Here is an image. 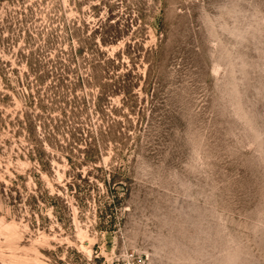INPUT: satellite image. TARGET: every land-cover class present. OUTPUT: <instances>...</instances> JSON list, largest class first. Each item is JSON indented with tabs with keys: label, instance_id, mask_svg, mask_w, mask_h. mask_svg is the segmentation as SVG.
<instances>
[{
	"label": "rangeland",
	"instance_id": "rangeland-1",
	"mask_svg": "<svg viewBox=\"0 0 264 264\" xmlns=\"http://www.w3.org/2000/svg\"><path fill=\"white\" fill-rule=\"evenodd\" d=\"M0 264H264V0H0Z\"/></svg>",
	"mask_w": 264,
	"mask_h": 264
},
{
	"label": "trees",
	"instance_id": "trees-1",
	"mask_svg": "<svg viewBox=\"0 0 264 264\" xmlns=\"http://www.w3.org/2000/svg\"><path fill=\"white\" fill-rule=\"evenodd\" d=\"M107 133L106 132H102V133H99V136L101 139H104L106 138V135ZM92 141H95L93 139V137H89V141L86 142L83 140V143H84V159L85 160H94L95 157L97 156V154H99V145L96 144V142H92ZM69 163H71L72 166H74V164H72V162L70 161ZM95 171H100L103 173V169H101L100 167L98 168H94ZM105 172V171H104ZM77 177H79L80 175H76ZM80 179V178H79Z\"/></svg>",
	"mask_w": 264,
	"mask_h": 264
}]
</instances>
